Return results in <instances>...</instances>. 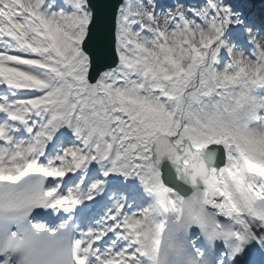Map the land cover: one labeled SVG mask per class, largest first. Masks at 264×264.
I'll list each match as a JSON object with an SVG mask.
<instances>
[{"label": "snow or ice", "instance_id": "6c2138e0", "mask_svg": "<svg viewBox=\"0 0 264 264\" xmlns=\"http://www.w3.org/2000/svg\"><path fill=\"white\" fill-rule=\"evenodd\" d=\"M0 264H264V6L0 0Z\"/></svg>", "mask_w": 264, "mask_h": 264}, {"label": "trees", "instance_id": "16d2710c", "mask_svg": "<svg viewBox=\"0 0 264 264\" xmlns=\"http://www.w3.org/2000/svg\"><path fill=\"white\" fill-rule=\"evenodd\" d=\"M256 6H257V8H258L257 11H259L260 8L263 6V5L260 4V0H256Z\"/></svg>", "mask_w": 264, "mask_h": 264}]
</instances>
